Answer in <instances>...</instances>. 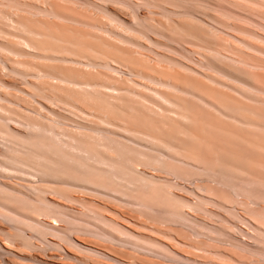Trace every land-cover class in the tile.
<instances>
[{
  "label": "rangeland",
  "instance_id": "374dc122",
  "mask_svg": "<svg viewBox=\"0 0 264 264\" xmlns=\"http://www.w3.org/2000/svg\"><path fill=\"white\" fill-rule=\"evenodd\" d=\"M26 25L62 36L56 42L73 50L63 51L70 59L101 64L44 69L76 79L70 72L80 68L79 79L125 93L94 104L76 85L34 77L38 68L17 65L8 51H29L14 35L25 37ZM1 81L16 87L0 83V264H264V0H0ZM187 89L206 91V101L255 123L204 121L216 111ZM156 90L189 102L200 122L190 127L163 113L170 106ZM134 92L151 102L144 106ZM30 123L54 126L64 142L81 136L76 124L100 128L123 142L156 145L150 152L129 144L149 153L147 162L165 163L156 174L147 166L141 187L121 173L81 166L75 155L37 161Z\"/></svg>",
  "mask_w": 264,
  "mask_h": 264
},
{
  "label": "bare ground",
  "instance_id": "6f19581e",
  "mask_svg": "<svg viewBox=\"0 0 264 264\" xmlns=\"http://www.w3.org/2000/svg\"><path fill=\"white\" fill-rule=\"evenodd\" d=\"M55 15L61 16V17H65V18H70V17L65 16V15H62V14H60L58 12H56ZM12 21H13V19L11 18V22ZM15 23L16 24L19 23V26L22 25V24H24V23H21L20 20L17 21V20L14 19L13 25ZM16 24L14 26H16ZM21 27L23 29V27H25V24L22 25ZM24 31H27V32H25V34L27 33V35H26L27 37L26 36L24 37V36L18 35V34H14V35L17 38H20L21 42H23L24 44H26V45L29 46L28 47L29 51H26V49H24V51L21 49L22 51H20V50H16V49H13V48L8 49V51L10 50V53H12V54H14V55L17 56V57L14 56V59H13V61L15 63H17V65H20L23 68L30 67V66H36L38 68V72L35 74V76L34 75H32V76L40 78L41 75L42 76L47 75V76H50V78L52 80L54 79L56 81L66 82L68 84H73V86L76 85V88L78 90L81 89L83 91H89L92 94L91 97H90L91 98L90 101L94 100V101H92L94 104L96 102H98L97 101V98H103L106 95L107 96L110 95V93H118V94H120L119 92L125 93L124 91H122V87H118V86H116L114 84H109L108 82L93 81L89 77L88 78L87 77H84L82 79H79V76L82 74V70L80 68H76V73L75 72H70L73 76H76V79L73 78L72 76L65 75V74H63L61 72H58V71H49V70L44 69V67L49 68L48 66H51L53 68H60L61 65L60 64H57L56 62L70 63V62H73L74 61L73 64L76 63V64L84 65V66H86V65H92L94 67L100 66L101 64L100 63L99 64L98 63H95V62H93L91 60L85 61L83 59H76V60L70 59L71 57L69 55L64 54L63 51L65 50V51L73 52V50L69 46H66V45H63V44H59V43L56 42V41L64 40V38H62V36H60V35H57V34L53 35L52 33H49V32L46 33V31L43 32L39 28L38 29H37V27H34L33 28V27H30L29 25H26V30L24 28ZM51 34H52L53 38L55 39V40H53L55 42L49 41V37L48 36L50 35V37H52ZM23 35H24V33H23ZM31 35H33L35 37H39V38H41V37L46 38L47 37L48 38V41H46L44 39L43 40L36 39L34 37L31 38L30 37ZM28 36H29V38H28ZM91 72H89V74H92ZM85 74H86V72H85ZM30 76L31 75H29L27 77H30ZM138 76H140L142 78L145 77L148 80L150 79L155 84L156 83H159V84H163V85H166V86L168 85V87L170 85L169 82L157 81L156 79L147 77V76H145L143 74H140V73L138 74ZM203 76H205V78H207L210 81H213V82L215 81L216 82V79H214L213 77H211V76H209L207 74L206 75H203ZM45 82H47V81H44V84H45ZM0 83L2 84V86L7 87L8 89L10 87L11 88L16 87L15 85L13 86V85L7 84V83L2 82V81ZM35 85H36V87H39V86H37V84H35ZM143 87H146V86H143ZM170 87L175 88L177 90L180 89L177 85H170ZM147 89H148V87H147ZM199 89H201V88H199ZM124 90H127V89H124ZM129 90L130 89H128L127 92H130ZM181 90H183V89H181ZM185 91L189 92V94L191 92V93H193L194 96L197 95V97L199 95V98L201 99V101L203 103H205L206 106L211 107V109L215 110L217 112V114H220V115H217L216 112L214 113V111H212L210 113L214 116L215 120H214V118L213 119L211 118L209 120V118H205L200 113H197L198 111H196V108L194 109L193 106H192L193 108L189 107L188 106L189 105V102H187L188 103V105H187V104H184L183 102L177 101V99L176 100H173V99L167 97L162 92H158V90L152 91V92H156L154 94H156L158 97H160V100H163L164 102H166L170 106V107H167V106H162L161 105L163 108H161L160 110L163 113L164 112H167L168 114H170L172 116L174 114V117H176V118L178 117L180 119L179 121L181 122V124L184 122L188 126L191 125L190 127H194L193 124H196L198 122L197 121L199 119L198 117H200V118L203 117L204 121L207 120L208 122L210 121L212 123L213 122L214 123L215 122H217V123L220 122L221 123L222 122V119H221L220 116H222V117L224 116V118H228V119H234L235 121H237L242 126L243 125L244 126H246V125L247 126H249V125L252 126L255 123L254 121H251V120L250 121H243V120L239 119L238 117L234 116V114L230 113L231 112V111H229L230 109H227L226 108L224 110V108H222L220 106H217V105H215V104H213L211 102L206 101V98L203 97V95L205 94L206 91L205 92H201V93L195 92V91H193L191 89H187ZM130 93H132V90H131ZM27 95L29 97L31 96V98L33 97V99H34V97L37 98L36 93L33 92V91H31L30 93H27ZM111 95H113V94H111ZM133 95H136V96H138L137 98H140V101H141L140 103H144L145 102V104H143L144 106H146V102L150 103L151 102L150 100H152V99H149L145 95H142L140 93H138V94L135 93ZM115 97H117V96H115ZM153 105H155V104H153ZM41 107L43 108V106H41ZM31 109L32 108H30V111H31ZM151 109H153V108H151ZM33 110L35 111V109H32V111ZM226 110L228 112H226ZM37 113H38V111H37ZM48 114L49 115H47V116L50 117V120H51L52 123H56V124L57 123H59V124L61 123L60 121H58L59 120V117H61L60 114L55 113L53 111H49ZM162 116H163V114H162ZM245 116H247V115H245ZM88 117L89 118H99L101 116H99L98 114H95V113H91V114H89ZM164 117H166V116H164ZM4 119H5L4 117H1L2 123H4L3 122ZM6 120H8V119L6 118ZM200 120L201 119H199V122H200ZM5 122H7V121H5ZM107 123L108 124H113L110 121L107 122ZM30 125H32L34 127V129H33L34 132L32 134V137H33V140H35V141H33L31 143H32V145L35 148L29 149V150H30L31 156H33V159H35L37 161H39L41 159L49 158L50 155L53 157V159L58 157L57 158L58 160H59L60 156L61 157L62 156L63 157H66V156L67 157H71L72 155H75V157H76V163H79L81 166H84V167L87 166V167H93V168L94 167L95 168L98 167V169L103 172V175L104 174L111 173L112 175H117L118 176V174L121 173L124 176L131 177V178H129L128 181H125L124 180V182H133V183H136V184H139V185H141L143 181H146L147 180L145 177H142L143 176L142 174H145L144 172H145L147 166H151L152 173L153 174L154 173L156 174V172H158L159 169L161 170V167H160V165H158V163H160V162L163 163L164 162L163 160L160 161L158 159V157H157V159L156 158H153V159H156L155 161H153V159L151 158L150 160H152L153 162L152 161L150 162V160H149V162H147L146 160H144V158H147V156H149V153H146V152H143V151H139V150L137 151V149L133 148L129 144H133V145H135L137 147H140V149L142 148V149L148 150L150 152L155 151L154 149H157V147H154L156 145H154V146L151 145V147L150 146H142V145L137 144L134 141H132V139H130V137L129 138H126L125 137L126 139H123L124 142H125L124 143L123 141L114 139L111 136L102 134L101 133L102 130L100 128H95V127H91V126H87V125H83V124H76V127H79V128L82 129V131H80L81 136L76 134V137H70L71 138L70 140L72 142H69V141L68 142H66V141L64 142L61 139V137H60L61 136V133L58 132L55 129L54 126L51 125V127H49V126H46L44 124L43 125L42 124H38V126H37V124L35 125V124H32V123H30ZM83 129L85 131H83ZM123 131L125 133H128V132L130 133L131 132L129 129L127 130L125 128L123 129ZM97 134H100V135L99 136H96ZM25 135H27V134H25ZM204 135H205V133H204ZM29 136H30V134H29ZM199 137H201V136H199ZM26 139H24V140L27 141ZM154 139H153V141H154ZM157 139H159V137ZM163 141H166V140H163ZM156 143L157 144L158 143H161V141L160 142H156ZM164 143H166V142H164ZM160 145L161 146H164L165 145L166 146V149H167V147H169V150H174L175 149L171 145L162 144V143ZM172 148H174V149H172ZM135 152H137V155H135L136 154ZM171 152H172V154L177 153L175 151H174L175 153H173V151H171ZM30 153H28V154H30ZM180 154H181L180 156H182V153L181 152H180ZM163 155H164V153H163ZM23 156H25V155H23ZM27 156L30 157V155H26V157H25L26 159H28V161H30V158H27ZM178 156H179V154H178ZM22 157H20L21 160L19 159L20 162L18 160V165L21 164ZM168 157H171L170 154H169ZM178 158H180V157H178ZM178 158H175L174 155H173V159H175L176 162H177V159ZM186 159H188V158H186ZM179 160H181V159H179ZM24 161H25L26 164H28L27 160L24 159ZM192 162H194L196 165H199V166L202 165L204 167V164H202V162H200V160H198V158L194 159V161L192 159ZM163 165L165 166V164H163ZM162 168H164V167H162ZM143 169H144V171H143ZM132 174H140L139 175L140 177L136 178ZM100 176H102V175H100ZM118 178H116V180ZM150 180L151 179H149V181ZM118 181H120V180L118 179ZM148 185H149V183L147 184V186ZM142 186L143 185H141V187ZM186 206H187V204H186ZM188 206L190 208H192V211H193V206H191V205H188ZM189 207H187V209H189ZM181 208H182V206H181ZM176 209H178V208L176 207ZM178 212L179 211H177L176 213H178ZM179 214H180V212H179ZM55 225H56V223H55Z\"/></svg>",
  "mask_w": 264,
  "mask_h": 264
}]
</instances>
